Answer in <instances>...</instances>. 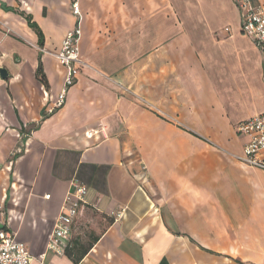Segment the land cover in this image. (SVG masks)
Returning a JSON list of instances; mask_svg holds the SVG:
<instances>
[{
  "label": "crops",
  "instance_id": "crops-1",
  "mask_svg": "<svg viewBox=\"0 0 264 264\" xmlns=\"http://www.w3.org/2000/svg\"><path fill=\"white\" fill-rule=\"evenodd\" d=\"M80 9L85 67L48 115L71 0H0V230L31 264H264V172L236 158L248 143L238 125L264 112V63L238 7L242 69L213 72L193 45L134 36L131 0ZM75 182L88 205L58 255L48 244Z\"/></svg>",
  "mask_w": 264,
  "mask_h": 264
},
{
  "label": "built area",
  "instance_id": "built-area-1",
  "mask_svg": "<svg viewBox=\"0 0 264 264\" xmlns=\"http://www.w3.org/2000/svg\"><path fill=\"white\" fill-rule=\"evenodd\" d=\"M240 11L242 34L250 38L262 55L264 63V7L256 0H235ZM71 12L77 18L76 24L68 32L61 49L54 53L55 59L64 69V86L52 107H47V114L53 115L66 104L70 88L79 81L85 63L80 57L83 15L80 0H71ZM240 135L248 138L243 155L236 156L244 167H251L264 172V112L255 115L238 125ZM73 191L65 199V206L55 220V227L48 249L56 254L65 252L70 240L75 219L87 207L89 189L79 182L73 185ZM47 199L50 198L46 196ZM33 260L25 245L17 235L7 229L0 230V264H31Z\"/></svg>",
  "mask_w": 264,
  "mask_h": 264
},
{
  "label": "rangeland",
  "instance_id": "rangeland-1",
  "mask_svg": "<svg viewBox=\"0 0 264 264\" xmlns=\"http://www.w3.org/2000/svg\"><path fill=\"white\" fill-rule=\"evenodd\" d=\"M256 4L264 7V0H256ZM235 8V0H131V10L136 13L131 20L132 32L154 40L162 37L166 44L181 41L182 45H193L207 58L204 70H239L241 58L230 39L236 28Z\"/></svg>",
  "mask_w": 264,
  "mask_h": 264
},
{
  "label": "trees",
  "instance_id": "trees-1",
  "mask_svg": "<svg viewBox=\"0 0 264 264\" xmlns=\"http://www.w3.org/2000/svg\"><path fill=\"white\" fill-rule=\"evenodd\" d=\"M2 8H4V10H6V11H13L11 8L5 6V4L2 5ZM22 15L26 18L29 28H31L32 30L35 31V33L38 34V36H39V46L43 47L44 46L43 45L44 35H43L42 30L39 29L38 25L33 22L32 18L30 16H27L25 14H22ZM36 77L47 88L48 82H47V78L45 77V74L43 72V68H42L41 64L38 67V70H37V73H36Z\"/></svg>",
  "mask_w": 264,
  "mask_h": 264
},
{
  "label": "water",
  "instance_id": "water-1",
  "mask_svg": "<svg viewBox=\"0 0 264 264\" xmlns=\"http://www.w3.org/2000/svg\"><path fill=\"white\" fill-rule=\"evenodd\" d=\"M8 77V72L7 70L5 69H0V78L3 79V80H6V78Z\"/></svg>",
  "mask_w": 264,
  "mask_h": 264
}]
</instances>
